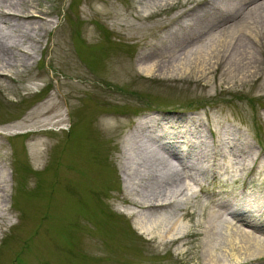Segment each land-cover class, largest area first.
I'll return each instance as SVG.
<instances>
[{
	"label": "rangeland",
	"instance_id": "obj_1",
	"mask_svg": "<svg viewBox=\"0 0 264 264\" xmlns=\"http://www.w3.org/2000/svg\"><path fill=\"white\" fill-rule=\"evenodd\" d=\"M62 2L38 0L40 9L53 14ZM71 2L78 12L74 31L70 33L73 42L64 39L69 35L67 31L52 38L51 32L48 33L42 40L43 51L38 54L35 66L16 81L0 85L13 104L35 98L26 106L0 108L3 134L6 127L16 126L35 106L42 104L39 100L54 93L40 92L47 83L56 87L59 84L66 95L51 115H62L55 119L63 121L59 126L49 127L59 130L58 133L40 132L28 139L0 138V163L10 177L8 200L0 204V214L3 209L9 218L0 236V264H207L199 253L203 244L198 232H189L183 240L174 238L197 227L201 216L209 211L212 192L222 191L216 188L217 184L229 185L228 191L221 193L223 197L240 192L241 187L230 183L229 174L222 175L227 163L219 161L218 178L205 179L210 186L202 193L196 188L180 212L170 207L150 219H139L127 214L132 208L130 201L142 198L127 194L124 188L121 172L124 143L144 137L136 135L140 130L137 126L143 121L151 122V126L162 116L196 117L204 125L201 135L209 142L234 132L239 135L238 147L251 145L262 162L258 170L239 183L264 189V69H259L245 84L239 81V73L226 74L223 69L212 74L185 75L172 68L186 64L181 60L184 56L177 58L178 63L176 58L150 54L154 46L145 47L139 42L154 20L142 23L136 19L135 0H64L61 9ZM54 16L51 19L58 21ZM132 26L138 31L132 30ZM103 27L112 33L111 39L97 32ZM128 32L130 36L135 34V38L125 36ZM258 57L264 60L260 51ZM143 63H154L152 71ZM163 63L173 65L160 68ZM142 66L149 72H142ZM56 72L60 75L54 76ZM37 75L42 79H36ZM256 75L260 80L255 79ZM28 87L33 89L28 91ZM245 97L262 100L253 109L244 101ZM34 122H27L24 130L43 129L38 125L32 127ZM163 134L161 131L158 135ZM181 137L191 139L189 132ZM35 141H42L49 150L35 156L32 152ZM10 146L14 151H10ZM213 147L210 144L209 149ZM106 173L111 176L109 181ZM191 211L195 216L189 215ZM172 222H177V226L171 230ZM156 223L161 224L159 231L152 232L153 239L141 234L135 225L154 230ZM121 230L126 237L119 235ZM244 230L255 234L259 227ZM161 235L166 236L163 243L158 237ZM232 254L240 256L242 264H264V257L249 260L251 256L246 258L231 251L222 252L218 262L234 263Z\"/></svg>",
	"mask_w": 264,
	"mask_h": 264
},
{
	"label": "bare ground",
	"instance_id": "obj_2",
	"mask_svg": "<svg viewBox=\"0 0 264 264\" xmlns=\"http://www.w3.org/2000/svg\"><path fill=\"white\" fill-rule=\"evenodd\" d=\"M56 1L63 2L57 9H54L55 14H53L52 11L46 12L40 9L38 0H0V85L16 81L35 66L38 54L43 51L42 40L48 33L51 32L52 38V36L63 35L62 33L67 31L69 35L64 39L73 42L70 33L74 31V25L77 22L76 6L71 2L66 9L62 10L64 0ZM135 1L138 5L136 19L142 23L154 20L139 42H142L141 44L145 47L154 46L150 48L152 49L150 54L167 56L168 59L176 58L178 63L180 59L177 58L181 55L184 56L181 60L187 62L186 64L180 63V65L163 63L159 66L160 68L173 65V69L185 75L191 72L203 75L212 74L223 69L226 74L239 73L241 75L239 81L244 82L243 84L252 75L257 74L259 69H264V60L261 61L258 57L259 51L264 54V0ZM169 13L172 14L162 17ZM53 15L58 18V21L51 19ZM78 23H81L80 19ZM52 24L57 25L54 27ZM92 24L94 26L96 23L92 22ZM57 26L64 27L59 30ZM130 28L137 30L133 29V26ZM97 32L104 37L107 36V40L112 37V33L104 27ZM130 34L128 32L125 36L135 38V34L134 36ZM121 36H123L122 33H120ZM143 64L146 65V69L152 71L154 63ZM143 66L140 70L147 72L148 70ZM59 75L58 72L54 74V76ZM254 77L260 80V76ZM36 79L41 80L42 76L37 75ZM204 85L207 86L206 83ZM32 89L33 87H28L26 90L31 91ZM46 90H52L54 93L46 99L39 100L42 104L35 106L16 126L6 127L5 131L13 129L12 132L15 133L10 134L3 130L4 134L0 133V138L28 139L31 135L40 132L44 134L59 132L49 127L59 126L63 121L55 119L62 115H51L59 107L58 105H61L66 95L61 91L59 84L56 87L52 82L47 83L40 92ZM69 97L70 95L67 99ZM34 99L31 98L30 101L24 99L21 104L29 105L28 103H33ZM261 100V98H244V101L249 102L253 109L259 106ZM21 104H13L9 95L0 86V108L5 106L7 110L12 105L14 107ZM49 115L50 118L43 120ZM195 118L162 116L158 117L156 125L152 124V127L149 126L151 122L143 121L137 126L140 130L136 132V135L140 134L144 137L128 139L124 143V157L121 166L124 188L127 194L128 192L133 193L142 198V201L132 199L130 201L131 211L126 212L139 219H150L156 212L170 207L180 212L187 198L193 197L192 194L196 188L202 193L205 187L210 186L205 184V179L214 181L218 178V163L224 160L227 163V169L225 168L226 172L222 175L229 174L232 179L230 183L235 187H241L240 192L230 193L223 197L222 194L228 191L229 185L223 183L219 186L217 184L216 188L222 191L212 192L210 196L212 200L207 205L209 211L201 216L197 227H194L197 229L192 227L174 240H183L193 230L198 232L203 244L199 253L207 264H220L218 261L222 257V252L229 251L244 254L246 258L251 256L249 260H253L252 258L259 260L264 257V189L256 185V188L249 185L244 186L239 181L245 179L246 175L252 171L258 170L262 159L254 152L250 144V146L246 144V148L243 149L240 145L238 147L239 135L234 132L230 136L219 137L216 141L209 142L208 138L201 135V132H204L202 121ZM31 121H35L31 123L32 127L38 125L43 129L37 131L39 129L37 127L38 129L32 128L33 130L25 131L26 123ZM16 130L24 131L16 132ZM158 130L164 134L158 135L160 133L157 134ZM184 132L190 133L189 141L181 137ZM210 144L214 146L212 149H209ZM48 150L49 147L42 141H35L32 145V152L35 156H41ZM10 151H14L12 146H10ZM192 157L194 160L191 159ZM191 162L192 165H189ZM106 174L108 175L106 179L109 181L111 176ZM9 181L10 177L0 163V204L8 200ZM64 193L67 194V189ZM189 215L195 216L192 211ZM8 221L7 214L1 209L0 236L8 226ZM159 224L161 223L153 226L154 230L146 225L147 230L135 225L141 234L153 239L152 232L159 231ZM176 226L177 222H172L169 224V229H175ZM247 227L253 229L259 227V230L253 234L244 230ZM118 233L126 237L122 230ZM158 237L163 243L166 236ZM241 243L243 245H240ZM119 247L122 250L123 246ZM232 257L236 260L232 264L244 262L238 260L241 257L237 254H232Z\"/></svg>",
	"mask_w": 264,
	"mask_h": 264
}]
</instances>
